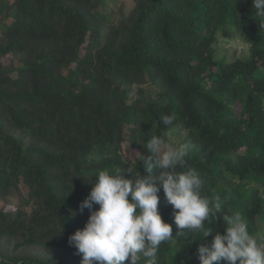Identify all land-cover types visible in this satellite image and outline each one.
Here are the masks:
<instances>
[{"label": "trees", "instance_id": "1", "mask_svg": "<svg viewBox=\"0 0 264 264\" xmlns=\"http://www.w3.org/2000/svg\"><path fill=\"white\" fill-rule=\"evenodd\" d=\"M236 35L249 57L216 59ZM162 115L179 126L169 145H195L178 170L195 169L217 216L239 213L264 240V17L252 0H0V264H81L68 237L87 222L95 176L135 161L143 175ZM158 195L181 233L159 264H199L221 221L204 239L178 229Z\"/></svg>", "mask_w": 264, "mask_h": 264}, {"label": "clouds", "instance_id": "2", "mask_svg": "<svg viewBox=\"0 0 264 264\" xmlns=\"http://www.w3.org/2000/svg\"><path fill=\"white\" fill-rule=\"evenodd\" d=\"M256 15L264 17V0H252ZM165 136L153 135L142 155L143 175L134 167H117L115 173L101 170L95 183L80 204V210L89 211L83 229L68 237V243L81 254V264H159L158 252L162 243L175 236L159 211L163 191L172 207L174 224L178 229L202 232L203 239L212 235L206 222L219 219L223 234H215L211 242L197 248L199 264H264V240H258L248 231V225L239 213L217 216L220 205L214 208L202 195L204 181L195 169L185 167V158L195 145L185 142L171 146L167 135L179 131L175 116L160 117ZM135 177V178H133ZM94 205L98 208L93 210ZM202 239V240H203Z\"/></svg>", "mask_w": 264, "mask_h": 264}, {"label": "rangeland", "instance_id": "3", "mask_svg": "<svg viewBox=\"0 0 264 264\" xmlns=\"http://www.w3.org/2000/svg\"><path fill=\"white\" fill-rule=\"evenodd\" d=\"M247 46L242 44V42L239 40V38L234 36L228 41L221 40L215 45L216 48V59H231L233 55L235 57H243V59H247L249 57V51ZM247 50V52H246ZM179 136V135H178ZM178 136H173L170 138L171 141L174 142V144H178ZM175 146V145H174Z\"/></svg>", "mask_w": 264, "mask_h": 264}]
</instances>
